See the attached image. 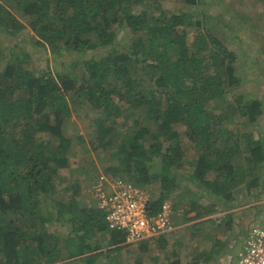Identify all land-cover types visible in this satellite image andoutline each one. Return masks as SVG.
Wrapping results in <instances>:
<instances>
[{
  "label": "trees",
  "instance_id": "16d2710c",
  "mask_svg": "<svg viewBox=\"0 0 264 264\" xmlns=\"http://www.w3.org/2000/svg\"><path fill=\"white\" fill-rule=\"evenodd\" d=\"M0 1V35L11 38L10 47L0 43V264H106L97 256L104 240L109 252L128 246L95 203L80 201L79 185L70 200L58 196L73 145L65 127L82 107L100 112L93 142L116 161L102 174L152 186L159 193L152 209L179 192L206 194L211 207H222L242 187L254 202L264 201V131L228 124L238 117L243 128L260 127L264 101L239 94L223 105L242 81L233 43L164 11V0ZM26 26L62 68L38 70L33 49L20 39ZM114 27L130 31L122 49ZM260 28L254 31L264 35ZM212 103L221 106L219 115L210 112ZM135 111L147 124L131 121L126 133L118 120L130 122ZM185 145L196 150L192 170ZM167 238L154 240L168 255L152 257L153 264H183L182 242L169 247Z\"/></svg>",
  "mask_w": 264,
  "mask_h": 264
},
{
  "label": "rangeland",
  "instance_id": "374dc122",
  "mask_svg": "<svg viewBox=\"0 0 264 264\" xmlns=\"http://www.w3.org/2000/svg\"><path fill=\"white\" fill-rule=\"evenodd\" d=\"M162 6L166 12L185 14L193 23L200 22L201 29H209L216 36L227 39L235 45L241 61L239 69H241L242 81L239 89L228 94L223 105L232 103L239 94L248 95L249 98H260L264 101V35L254 31L256 30L254 27L259 25L260 29L264 28V23L261 22L264 18V0H201L200 4L196 6H187L179 0H164ZM20 21L27 25L25 18H21ZM114 30L118 32L116 41L119 49H122L132 38L130 31L123 27H114ZM193 34L194 30L192 29L190 36ZM20 39L33 49V63L38 70H44L47 66L52 71L55 67H63V60L56 64L48 50L36 46L37 37L28 26L22 30ZM10 40V37L4 38L0 35V43L4 42L6 47L11 46ZM210 105V112L219 115L221 106L217 107L213 103ZM95 118H101L99 111L82 107L78 111H74L67 121L65 134L73 140V145L69 156V167L59 173L61 185L57 188L58 196L70 200L77 189L75 186L79 185L83 193L80 201L87 205L95 202L92 197V186L98 176L104 174L106 167L116 162L109 157L108 152H102L101 149L97 150L95 147L96 143L93 142L95 137L93 119ZM130 119V122L125 119L118 120L119 128L124 127L126 133L130 131L127 128H130L131 121L143 123L145 120L144 124H147L145 114L138 111H135ZM237 119L238 117L228 121L229 126L232 128L240 126L244 132L264 131V115L260 122L261 129L255 124H248L243 128L241 120ZM243 122H247V119H244ZM151 127L154 130L156 125L152 124ZM41 140L48 141L49 137H43ZM113 151H110L111 155L114 153ZM184 151L186 161L189 163L188 169L192 170L191 164L193 165L196 157V150L191 145H185ZM79 169L80 171L87 170L88 174H83V177L81 174L78 175ZM72 171L77 173L74 174ZM147 190L151 199L155 195L159 196L152 186H148ZM205 195L189 196L187 194L189 197H186L185 195L181 196V192H179L169 198V201L176 206V210H180L179 220L184 222L185 226L179 234L167 238L170 241L168 246L170 247L178 241L182 242L179 253L183 264L191 262L218 264L224 255L235 250L238 251L240 243L250 227L258 224L264 225V201L254 202V198L244 187L236 190L233 199L229 202L226 203L224 200L225 204L222 207H211L210 202L213 198ZM188 199L192 201L193 205ZM207 209L211 212L206 213ZM201 214L203 217L199 218ZM202 218L206 219L205 222L195 223ZM232 218V227L229 229L227 221ZM94 242L93 244L96 245ZM167 251H170V248ZM97 253H99L97 256L101 257L106 264H133L135 259H140L142 264H153L152 257L158 255V257L164 258L168 255L167 252H159L158 244L154 240L111 252L108 251L107 243L104 240L102 248L97 250Z\"/></svg>",
  "mask_w": 264,
  "mask_h": 264
},
{
  "label": "built area",
  "instance_id": "2783aa9c",
  "mask_svg": "<svg viewBox=\"0 0 264 264\" xmlns=\"http://www.w3.org/2000/svg\"><path fill=\"white\" fill-rule=\"evenodd\" d=\"M92 197L97 208L105 213L109 229L122 233L128 246L160 236L169 238L185 226L178 221L180 210L174 209L169 200L152 209L147 188L128 180H111L101 174L92 186ZM233 264H264V225L248 230Z\"/></svg>",
  "mask_w": 264,
  "mask_h": 264
},
{
  "label": "crops",
  "instance_id": "0c3cea01",
  "mask_svg": "<svg viewBox=\"0 0 264 264\" xmlns=\"http://www.w3.org/2000/svg\"><path fill=\"white\" fill-rule=\"evenodd\" d=\"M180 223H183V222L180 221ZM244 238H245V236L243 237L242 240H244ZM242 243H243V241H242ZM242 243H240V246L242 245ZM235 252H236V250L233 251L232 253H228V254L224 255V257L222 259H220L218 264H233L234 260H235V256H236Z\"/></svg>",
  "mask_w": 264,
  "mask_h": 264
},
{
  "label": "clouds",
  "instance_id": "9594fccd",
  "mask_svg": "<svg viewBox=\"0 0 264 264\" xmlns=\"http://www.w3.org/2000/svg\"><path fill=\"white\" fill-rule=\"evenodd\" d=\"M263 225V224H262Z\"/></svg>",
  "mask_w": 264,
  "mask_h": 264
}]
</instances>
